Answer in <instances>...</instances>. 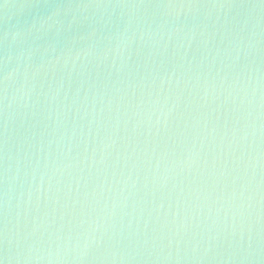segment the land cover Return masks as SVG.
Returning a JSON list of instances; mask_svg holds the SVG:
<instances>
[{"label":"water","instance_id":"obj_1","mask_svg":"<svg viewBox=\"0 0 264 264\" xmlns=\"http://www.w3.org/2000/svg\"><path fill=\"white\" fill-rule=\"evenodd\" d=\"M2 264H264V0H0Z\"/></svg>","mask_w":264,"mask_h":264},{"label":"snow or ice","instance_id":"obj_2","mask_svg":"<svg viewBox=\"0 0 264 264\" xmlns=\"http://www.w3.org/2000/svg\"><path fill=\"white\" fill-rule=\"evenodd\" d=\"M0 264H2V262H0Z\"/></svg>","mask_w":264,"mask_h":264}]
</instances>
